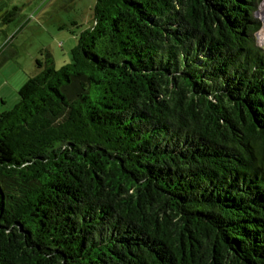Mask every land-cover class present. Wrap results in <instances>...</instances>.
Wrapping results in <instances>:
<instances>
[{"label":"trees","instance_id":"trees-1","mask_svg":"<svg viewBox=\"0 0 264 264\" xmlns=\"http://www.w3.org/2000/svg\"><path fill=\"white\" fill-rule=\"evenodd\" d=\"M262 1L96 0L37 59L0 112V264H264Z\"/></svg>","mask_w":264,"mask_h":264},{"label":"rangeland","instance_id":"rangeland-1","mask_svg":"<svg viewBox=\"0 0 264 264\" xmlns=\"http://www.w3.org/2000/svg\"><path fill=\"white\" fill-rule=\"evenodd\" d=\"M96 0H3L8 16L0 18V112L12 108L19 90L39 69L37 59L50 52L57 67L71 60L81 31L93 24ZM256 16L264 46V0Z\"/></svg>","mask_w":264,"mask_h":264},{"label":"flooded vegetation","instance_id":"flooded-vegetation-1","mask_svg":"<svg viewBox=\"0 0 264 264\" xmlns=\"http://www.w3.org/2000/svg\"><path fill=\"white\" fill-rule=\"evenodd\" d=\"M2 3H3V0H0V4H2ZM7 12H8L7 7H2V5H1L0 18L6 16Z\"/></svg>","mask_w":264,"mask_h":264}]
</instances>
